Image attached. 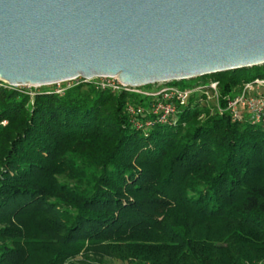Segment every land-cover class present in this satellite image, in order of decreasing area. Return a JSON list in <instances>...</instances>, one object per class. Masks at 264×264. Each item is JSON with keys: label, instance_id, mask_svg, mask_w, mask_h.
Wrapping results in <instances>:
<instances>
[{"label": "trees", "instance_id": "1", "mask_svg": "<svg viewBox=\"0 0 264 264\" xmlns=\"http://www.w3.org/2000/svg\"><path fill=\"white\" fill-rule=\"evenodd\" d=\"M256 76L264 63L196 78ZM61 88L0 80V264H264V126L190 101L139 128L137 94Z\"/></svg>", "mask_w": 264, "mask_h": 264}, {"label": "water", "instance_id": "2", "mask_svg": "<svg viewBox=\"0 0 264 264\" xmlns=\"http://www.w3.org/2000/svg\"><path fill=\"white\" fill-rule=\"evenodd\" d=\"M264 63V0H0V80L172 82Z\"/></svg>", "mask_w": 264, "mask_h": 264}, {"label": "built area", "instance_id": "3", "mask_svg": "<svg viewBox=\"0 0 264 264\" xmlns=\"http://www.w3.org/2000/svg\"><path fill=\"white\" fill-rule=\"evenodd\" d=\"M71 79L74 82H90L98 88L137 94L139 100L127 102L126 112L132 124L139 128H147L156 122L173 121L180 109L190 101L207 105L211 112H225L234 119H247L264 126V76L244 80L227 91H222L218 79L185 85L175 82L131 85L112 75L77 76ZM4 82L8 86H18ZM61 89L56 88L57 91Z\"/></svg>", "mask_w": 264, "mask_h": 264}, {"label": "rangeland", "instance_id": "4", "mask_svg": "<svg viewBox=\"0 0 264 264\" xmlns=\"http://www.w3.org/2000/svg\"><path fill=\"white\" fill-rule=\"evenodd\" d=\"M196 81H197V78L193 77V78H189V79H184L185 83L178 82L177 80L175 83H178L180 85H185V84L190 83V82L195 83ZM71 82H73V79H66V80H62V81H57V82L47 83V84H41V85L22 84V85H18V86L23 87V88H28L31 92H34L35 90H39L42 88H49V89L60 88L64 84H68ZM172 82H174V81H172ZM80 260H81V256L78 254V255L74 256L73 258L64 260L61 264H80ZM137 261L138 260L135 257H130V256H128L126 258H120V257H116V256L106 255L104 257V260L102 262H99V264H139ZM170 262L168 261L167 263L165 262L163 264H170ZM146 264H150V263L147 262Z\"/></svg>", "mask_w": 264, "mask_h": 264}]
</instances>
